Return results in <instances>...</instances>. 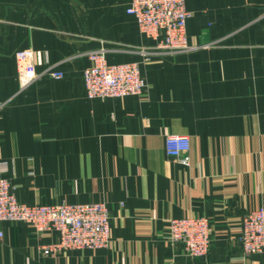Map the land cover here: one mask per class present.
I'll list each match as a JSON object with an SVG mask.
<instances>
[{
	"label": "crops",
	"instance_id": "crops-1",
	"mask_svg": "<svg viewBox=\"0 0 264 264\" xmlns=\"http://www.w3.org/2000/svg\"><path fill=\"white\" fill-rule=\"evenodd\" d=\"M129 1L0 0V173L21 202L105 201L110 214L106 246L46 255L56 231L0 221V264H264L238 242L243 214L264 207V0H185L183 50L141 33ZM27 48L37 76L22 87ZM99 48L141 62L140 94L86 96ZM167 135L189 137L188 163L166 154ZM186 215L208 219L206 256L168 238Z\"/></svg>",
	"mask_w": 264,
	"mask_h": 264
},
{
	"label": "built area",
	"instance_id": "built-area-1",
	"mask_svg": "<svg viewBox=\"0 0 264 264\" xmlns=\"http://www.w3.org/2000/svg\"><path fill=\"white\" fill-rule=\"evenodd\" d=\"M126 13L135 18L138 29L148 37L157 38V47L183 50L190 47L186 21L191 15L185 0H130ZM17 75L22 87L36 78L33 52H15ZM90 63L82 70V83L89 98L123 97L140 94L146 81L140 61L109 63L103 48L88 53ZM147 59V57H145ZM46 74L58 79L62 71L48 68ZM166 154L188 163L190 139L186 135H167ZM6 167H1L0 172ZM0 221H23L36 230H54L57 240L41 245L43 254L67 249H97L107 245L110 238V214L105 201L59 202L28 204L17 199L14 186L0 173ZM168 238L180 243L185 254L206 256L209 249L208 219L186 215L168 221ZM1 235V232H0ZM238 242L244 255L264 251V207L247 210L241 219Z\"/></svg>",
	"mask_w": 264,
	"mask_h": 264
}]
</instances>
